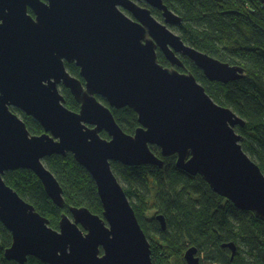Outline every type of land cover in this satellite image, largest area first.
Here are the masks:
<instances>
[{
    "label": "water",
    "instance_id": "1",
    "mask_svg": "<svg viewBox=\"0 0 264 264\" xmlns=\"http://www.w3.org/2000/svg\"><path fill=\"white\" fill-rule=\"evenodd\" d=\"M181 22L165 0H0V222L13 238L8 260L153 264L151 244L112 163L162 168L154 147L264 222V173L236 132L244 120L214 102L192 73L162 66L158 50L180 69L185 65L179 56L189 58L211 82L228 84L245 70L186 44L170 29ZM66 63L80 69L81 79ZM61 86L80 104L79 112L66 106ZM100 99L112 109L136 112L140 127L134 135L123 131ZM12 109L40 123L44 134H31ZM68 154L93 178L104 213L70 207L56 230L4 175L32 171L62 208L64 191L44 161ZM157 220L166 231L165 217ZM222 247L232 258L237 254L234 243ZM198 255L190 247L186 263L202 264Z\"/></svg>",
    "mask_w": 264,
    "mask_h": 264
},
{
    "label": "trees",
    "instance_id": "2",
    "mask_svg": "<svg viewBox=\"0 0 264 264\" xmlns=\"http://www.w3.org/2000/svg\"><path fill=\"white\" fill-rule=\"evenodd\" d=\"M145 6L144 4H142ZM165 5L182 22L176 27L183 41L195 49L232 66L242 67L245 76L228 84L209 81L189 58H183L182 73H192L217 104L231 109L244 126L236 127L242 137L244 152L264 173V5L261 0H165ZM155 17L162 14L152 9ZM159 63L170 64L158 50ZM69 72L80 77L75 64H66ZM66 106L79 112L80 104L67 89L62 91ZM110 107L108 102L100 99ZM123 131L134 135L140 127L138 115L128 107L112 109ZM13 110V109H12ZM15 113V111L13 110ZM31 134L42 135L40 123L17 112ZM108 138L107 134H102ZM154 153L164 160L162 168L154 165L123 166L112 163L113 171L123 187L152 249L153 264H187L185 252L196 247L202 264H264V222L254 214L237 209L219 196L201 176H191L177 168V157L163 158L158 147ZM64 191V207L49 198L40 179L29 170L7 172L4 180L25 201L49 219L50 227L59 230L63 214L70 207H86L103 217V206L97 185L89 172L73 155L45 159ZM156 213L150 216V212ZM163 215L167 230L156 220ZM11 233L0 222V264L10 261L5 251L11 247ZM234 243L237 254L223 244ZM24 264H46L30 257Z\"/></svg>",
    "mask_w": 264,
    "mask_h": 264
},
{
    "label": "rangeland",
    "instance_id": "3",
    "mask_svg": "<svg viewBox=\"0 0 264 264\" xmlns=\"http://www.w3.org/2000/svg\"><path fill=\"white\" fill-rule=\"evenodd\" d=\"M170 29L175 33V34H177L178 35V33H177V31H176V27H170ZM181 59H182V61H183V58H185L184 56H179ZM171 66V67H170ZM168 67H170V68H172V65H169ZM167 67V68H168ZM185 73V72H184ZM17 115H19L18 113H16ZM156 213V211L155 210H153V211H151L150 212V216H152V215H154ZM199 257H200V255H198ZM201 258V257H200ZM201 260H202V258H201Z\"/></svg>",
    "mask_w": 264,
    "mask_h": 264
},
{
    "label": "flooded vegetation",
    "instance_id": "4",
    "mask_svg": "<svg viewBox=\"0 0 264 264\" xmlns=\"http://www.w3.org/2000/svg\"><path fill=\"white\" fill-rule=\"evenodd\" d=\"M144 4V3H143ZM145 5V4H144ZM30 14H32L33 15V13L30 11ZM169 63V62H168ZM66 64H68V63H66ZM170 64V63H169ZM171 65V64H170ZM66 67H67V65H66ZM171 67V66H170ZM170 67H168V68H170ZM170 69H177V70H181V69H183V68H178V67H174V66H172V68H170ZM69 71V70H68ZM182 73V72H181ZM79 79H81V77H79ZM65 88H63L62 86L60 87V90H64ZM14 111H15V113H17L19 110H17V109H13ZM80 111V110H79ZM103 134V133H102ZM108 136V135H107ZM164 158V157H163ZM163 160V159H162ZM164 161V160H163ZM159 216V215H158ZM157 217V216H156ZM156 220H157V218H156Z\"/></svg>",
    "mask_w": 264,
    "mask_h": 264
}]
</instances>
